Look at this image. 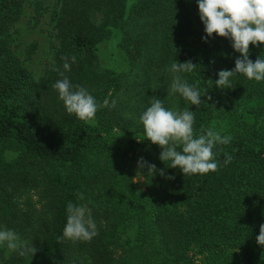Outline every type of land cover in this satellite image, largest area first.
I'll return each mask as SVG.
<instances>
[{
	"label": "trees",
	"instance_id": "16d2710c",
	"mask_svg": "<svg viewBox=\"0 0 264 264\" xmlns=\"http://www.w3.org/2000/svg\"><path fill=\"white\" fill-rule=\"evenodd\" d=\"M25 1L0 0V225L38 251L4 261L0 250V264H264L255 240L264 223V81L236 74L233 88L215 87L212 68L233 69L239 53L215 34L202 41L196 0H58L55 62L38 84L11 48ZM249 51L264 59V45ZM72 56L65 71L62 57ZM174 60L197 64L183 78L201 93L199 108L171 92ZM60 72L98 105L108 101L94 123L66 112L53 88ZM152 97L194 111L196 135L203 126L231 137L213 149L217 171L183 175L158 159L139 119ZM93 157L121 166L105 172ZM140 157L175 179L138 169ZM137 173L142 186L132 183ZM69 202L91 210V241L60 239Z\"/></svg>",
	"mask_w": 264,
	"mask_h": 264
},
{
	"label": "clouds",
	"instance_id": "9594fccd",
	"mask_svg": "<svg viewBox=\"0 0 264 264\" xmlns=\"http://www.w3.org/2000/svg\"><path fill=\"white\" fill-rule=\"evenodd\" d=\"M199 19L204 26L201 39L206 42L215 34L217 37L231 41L232 49L239 53L235 59V67L231 70L218 71V79L214 81L218 89H231L232 77L242 74L249 80L264 81V59L260 56L253 62L249 59V46L264 45V0H196ZM65 61L63 69L70 70L71 63L76 62V57H62ZM197 64L191 61L174 62L168 69L173 74L170 85L172 93H178L190 105L197 108L204 103L197 87L190 85L183 78L184 73H190ZM62 79L53 84L58 92V98L63 102L66 112L74 115L85 123H94L95 115L99 107H109L107 100L103 104L97 103L95 97L80 85H73L64 72L59 73ZM205 95V94H204ZM203 95V96H204ZM211 99L210 96L207 97ZM150 103L139 119L143 125L146 140L157 145L162 151L158 159L168 168H178L183 175L207 174L215 172L219 168V161L215 159L213 149L217 145L228 144L230 136H221L213 128L204 129L201 126L200 134L194 133V111L189 108L182 111H173L163 106V101L156 97L149 99ZM116 101L111 102L114 107ZM179 149V150H178ZM224 164L231 162L232 156L225 154ZM137 168H147L151 176L159 173L167 180H174V175H166L164 169H157L155 164L149 163L140 157L137 160ZM137 182L135 177L132 183ZM80 199H83L81 194ZM67 219L60 239L71 241H91L97 234V226L92 218L91 210L84 205L67 204ZM256 243L264 246V223L259 226V234L255 237ZM0 246H6L9 252H18L20 256L31 253V257L38 251L33 245L21 242L19 235L9 229L0 230Z\"/></svg>",
	"mask_w": 264,
	"mask_h": 264
},
{
	"label": "rangeland",
	"instance_id": "374dc122",
	"mask_svg": "<svg viewBox=\"0 0 264 264\" xmlns=\"http://www.w3.org/2000/svg\"><path fill=\"white\" fill-rule=\"evenodd\" d=\"M58 7V0H26L22 16L14 29L11 30V48L20 59L22 65L29 71L35 84H38L48 76L55 62L57 38L53 15L57 12ZM138 60L139 57L136 63ZM221 69L215 65L212 71L217 76L218 71ZM130 81H132V78H128L123 83L124 92L132 83ZM95 159H97V163L105 172L111 170L115 164L121 166L119 162H112L105 158L96 157ZM135 179L137 180L135 182L136 185L142 186L144 184L138 173ZM18 200L24 202V196ZM20 208L24 210V205H21ZM3 229H7L6 225L1 224L0 230ZM13 231L19 235L21 242H27L24 234L16 230ZM0 250L4 261H7L14 253L9 252L6 246H0Z\"/></svg>",
	"mask_w": 264,
	"mask_h": 264
}]
</instances>
